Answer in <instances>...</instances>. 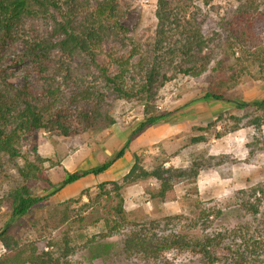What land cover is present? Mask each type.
Masks as SVG:
<instances>
[{"label": "rangeland", "instance_id": "obj_1", "mask_svg": "<svg viewBox=\"0 0 264 264\" xmlns=\"http://www.w3.org/2000/svg\"><path fill=\"white\" fill-rule=\"evenodd\" d=\"M80 1L83 6L94 8L102 0ZM176 2H173L176 8L173 21L161 25L156 17V0H122L126 13L121 21L129 29L140 51L146 52L158 41L159 29H167L173 38H177V24L174 21L182 25L187 23L186 19L190 21L194 17L192 21L195 26L201 27L204 36L211 37L209 49L213 50L214 60L210 63V69L197 77L177 73L160 86L152 103L153 108L158 113L170 114L128 142L131 132L144 119L141 102L137 98H117L98 79L97 71L86 69L88 58L83 55L73 57L74 74L83 75L89 80L94 75L98 79L105 95L101 104L102 113L110 116L114 123L85 128L69 137L38 131L23 139L21 150L25 155L32 160L35 155L49 160L44 167L51 185L45 181L29 183L34 195H45L47 198L21 217H11L5 203L0 206V231L6 228L7 234L20 247H38L40 256L51 261L56 259L58 263L64 259L67 264H145V258L141 255L119 254L118 248L113 249L115 254H111V251L103 254V245L110 241L119 244V239L125 233L141 225L147 226L150 234L196 232V229H191V219L198 213L199 207L232 209L239 189L264 181V123L260 128L252 123V118L258 114L253 107H235V102L249 103L264 97V59L256 58L255 54L257 47L264 46V20L257 24V34L253 39L240 40V27L234 25V16L240 11L238 0H211L209 3L191 0L183 7H177ZM259 3L255 10L264 12V2ZM63 8L66 9V5H62ZM62 14V11L58 12V21L63 18ZM52 25L50 17L46 20L35 19L30 26H26L23 38L11 40L0 48L1 63L8 82L21 87L27 79L31 88H37L38 80L28 57L27 42L32 43L31 40L36 37H49ZM131 47L129 42L122 44L109 39L104 50L120 54L127 53ZM221 57H227L228 61L222 65L223 73L216 75L213 67L217 66ZM160 58L170 63L180 62L179 56L170 59L165 52L161 53ZM98 59L107 61L104 55H99ZM229 65L235 68L236 75L231 76L227 68ZM244 65L245 71L240 72ZM116 71V65L109 66L111 74ZM164 71L165 68H162L161 72ZM212 90L222 93L227 100L204 98L205 93ZM73 91V85L65 90L68 95ZM220 114L222 118L219 122L200 129ZM236 122L238 126H234ZM201 135L203 141L191 142L192 137ZM127 142L124 160H115L117 164L112 178L69 188L59 187L67 172L85 170L112 159ZM134 154L138 155L147 170L159 164L183 170L192 165L200 167L192 177L173 180L172 198L169 201L152 196L159 187L153 179L125 184L121 190L125 211L123 220L113 215L112 198L101 197L95 202H88L85 195L79 197L86 188L96 195V186L101 182L121 181L128 171L122 173V170L126 168L128 159L134 161ZM17 164L21 166L22 161ZM17 166L7 161V157H1L0 198L20 183ZM106 188L110 186L106 185ZM157 220L160 226L152 228V222ZM238 221L235 213L229 212L223 218L209 217L207 223L210 231H215L231 229ZM113 224L119 227V232L111 233ZM197 232L200 230L197 229ZM14 253L13 248L5 247L0 242V259ZM159 256L166 264H193L190 252L171 249Z\"/></svg>", "mask_w": 264, "mask_h": 264}, {"label": "trees", "instance_id": "obj_2", "mask_svg": "<svg viewBox=\"0 0 264 264\" xmlns=\"http://www.w3.org/2000/svg\"><path fill=\"white\" fill-rule=\"evenodd\" d=\"M156 1V17L161 25L173 21L176 9L173 6L174 1H177V7H183L186 2H191V0ZM210 1L204 0L205 3ZM261 1L264 2L238 0L240 11L234 16L236 22L234 25L240 27L238 36L240 40L253 39L257 34V24L264 20V12L255 10L257 3ZM82 4L80 0H0V48L11 40L23 38L27 31L26 26H30L35 19L46 20L50 17V21L53 22V30L49 37H36L31 40L32 43L27 42L28 57L38 80L37 88H31L27 79L21 87L8 82L0 58V159L7 157V161L13 162L16 166L18 161H22V165L16 168L20 183L7 190L2 199L0 198V206L2 203L8 205L11 217L27 214L47 198L45 195H34L30 182L45 181L51 185L44 167V163L49 160L40 155H35L32 160L22 152V141L26 136L44 131L69 137L85 128L96 127L102 123L106 126L114 123L110 116L102 113L101 104L105 95L99 87L98 79L117 98H137L143 106L144 119L131 132L129 142L157 120L170 114L158 113L153 108L152 103L160 86L177 73L192 77L200 76L210 69V63L214 60L213 50L209 49L211 37L204 36L201 27L195 26L192 21L194 17L190 21L186 19L187 25H178V22L174 21L177 24V38H173L171 31L159 29L158 41L154 47L143 52L121 21L126 13L122 0H102L94 8ZM62 5H66V9H62ZM61 11L63 18L58 21V12ZM53 37H56V40H53ZM109 39H115L122 44L129 42L132 47L127 53L105 51L104 45ZM228 48L231 49L232 46ZM205 49L208 51L205 52ZM164 52L170 59L179 56L180 62L170 63L161 59L160 55ZM255 54L256 58L264 59V46L257 47ZM79 55L89 59L85 63L86 69L97 71L98 79L93 75V79L89 80L83 75L73 73L72 58ZM99 55H104L107 61H99ZM227 61V57H221L216 63L217 66L213 67V72L221 75L224 71L222 65ZM112 64L117 66L114 74L109 72V66ZM162 68H165L164 72H161ZM227 68L231 76L237 74L232 65ZM243 68L239 71H245V65ZM70 85H73L74 91L68 95L65 90ZM204 98L227 100L222 93L214 90L205 93ZM246 106L253 107L258 113L252 118V123L260 128L264 123V97L249 103L235 102L237 108ZM221 118L220 114L200 129L209 128ZM234 126H238V123L236 122ZM203 140L202 135L191 138V142L194 143ZM128 142L112 159L85 170L67 172L59 187L75 182L87 174L97 175L104 172L122 156L124 150L128 148ZM199 167L200 165H192L189 169L183 170L159 164L147 170L141 164L138 155L134 154L133 164L122 176L121 181L101 182L96 186V195H92L90 189L86 188L80 192L79 197L85 195L88 202H95L101 197L112 198L113 215L123 220L125 211L121 190L125 184L153 179L159 187L152 196L169 201L172 198L173 180L192 177ZM106 185L110 188H106ZM229 212L235 213L239 220L234 227L210 231L208 218L213 216L223 218L229 215ZM191 222L193 226L191 229H196V232L188 234L181 232L150 234L147 226L141 225L140 228L125 233L119 239V244L112 241L104 244L102 253L107 254L111 251V254H115L113 249L118 248L119 254L141 255L145 258V264H166L159 254L176 249L190 252L193 264H264V181L239 189L232 209L217 206L199 207ZM152 224L154 225L152 228L160 226L158 220ZM113 225L111 233L119 232V227ZM197 229L200 232H197ZM0 242L5 247L15 250L14 254L0 259V264H67L64 259L58 263L56 259L51 261L40 256L38 247H20L7 234L6 228L0 231Z\"/></svg>", "mask_w": 264, "mask_h": 264}, {"label": "crops", "instance_id": "obj_3", "mask_svg": "<svg viewBox=\"0 0 264 264\" xmlns=\"http://www.w3.org/2000/svg\"><path fill=\"white\" fill-rule=\"evenodd\" d=\"M124 157H125V153L123 154V156L121 158H118V162H120L121 160H124ZM132 163H133V161L131 159H128L127 165L125 166L126 168H124V170H122L123 171L122 173L126 172L131 167ZM115 164H117V163L114 161L112 163V165L107 170H105L104 172L97 174V175L87 174L86 176L80 178L79 180L66 185L65 188H69V186H77V184H84V183L85 184H91V183L100 182L102 180L110 179V178H112L111 175H114L113 170L116 166ZM59 166H63V165H58V167ZM76 167L79 168L81 166H76ZM73 169H75V167ZM119 173H121V171ZM75 183H76V185H75Z\"/></svg>", "mask_w": 264, "mask_h": 264}]
</instances>
